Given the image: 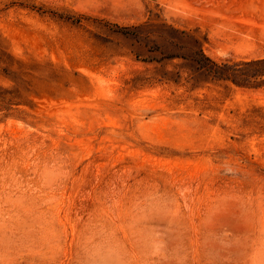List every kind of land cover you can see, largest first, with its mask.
Segmentation results:
<instances>
[{"label":"rangeland","instance_id":"obj_1","mask_svg":"<svg viewBox=\"0 0 264 264\" xmlns=\"http://www.w3.org/2000/svg\"><path fill=\"white\" fill-rule=\"evenodd\" d=\"M0 264H264V0H0Z\"/></svg>","mask_w":264,"mask_h":264},{"label":"trees","instance_id":"obj_2","mask_svg":"<svg viewBox=\"0 0 264 264\" xmlns=\"http://www.w3.org/2000/svg\"><path fill=\"white\" fill-rule=\"evenodd\" d=\"M107 27H109L113 32L121 33V34H130V30L123 27H118L116 25L112 24H106ZM194 61L200 68H206L207 62H209L208 58H206L203 54H200V56H195Z\"/></svg>","mask_w":264,"mask_h":264}]
</instances>
